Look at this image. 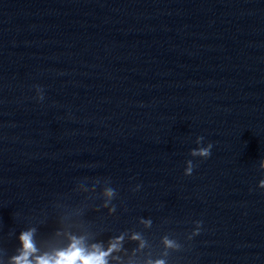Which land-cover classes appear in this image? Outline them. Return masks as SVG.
<instances>
[{
    "label": "water",
    "instance_id": "1",
    "mask_svg": "<svg viewBox=\"0 0 264 264\" xmlns=\"http://www.w3.org/2000/svg\"><path fill=\"white\" fill-rule=\"evenodd\" d=\"M29 230L264 264V0H0V264Z\"/></svg>",
    "mask_w": 264,
    "mask_h": 264
},
{
    "label": "clouds",
    "instance_id": "2",
    "mask_svg": "<svg viewBox=\"0 0 264 264\" xmlns=\"http://www.w3.org/2000/svg\"><path fill=\"white\" fill-rule=\"evenodd\" d=\"M40 92V89L37 88ZM38 98L42 99V95L39 94ZM203 139V137H199ZM212 144L208 143L207 146L201 147L198 150L193 151V155H199L207 158L211 154ZM191 162H189L190 164ZM192 173L191 167L185 169V174L190 175ZM20 240L23 245V253L15 259L16 264H31L27 259L28 255L35 251L32 242V232L31 230L23 232L20 234ZM135 238V237H134ZM119 240V238H117ZM168 246H172V241H166ZM117 247L116 243H112L109 249L102 251L99 249L98 245L93 246V251H87L83 246H81L78 240H73V243L68 249L62 250L56 253L55 257H39L37 258V264H107L106 257L109 253ZM156 264H163V261H157Z\"/></svg>",
    "mask_w": 264,
    "mask_h": 264
}]
</instances>
